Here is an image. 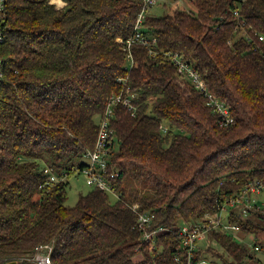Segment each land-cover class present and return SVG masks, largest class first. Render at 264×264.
Instances as JSON below:
<instances>
[{"label": "trees", "instance_id": "trees-1", "mask_svg": "<svg viewBox=\"0 0 264 264\" xmlns=\"http://www.w3.org/2000/svg\"><path fill=\"white\" fill-rule=\"evenodd\" d=\"M63 1L7 0L0 264H28L45 245L52 264H177L183 222L216 213L250 182L264 187V0H193L194 12L146 13L141 32L157 37L156 53L135 43L132 65L126 41L142 0ZM168 52L190 58L232 124L222 125ZM127 90L136 110L119 104L111 121L120 197L92 188L68 205L69 179L86 166L110 98ZM45 168L67 179L46 184ZM134 205L152 217L148 231L167 229L154 243L142 240ZM231 214L262 250L264 207ZM208 241L217 264H264L231 235L212 231Z\"/></svg>", "mask_w": 264, "mask_h": 264}, {"label": "built area", "instance_id": "built-area-1", "mask_svg": "<svg viewBox=\"0 0 264 264\" xmlns=\"http://www.w3.org/2000/svg\"><path fill=\"white\" fill-rule=\"evenodd\" d=\"M159 0H142V8L136 20L134 34L127 41V49L129 51L128 59L130 65L134 63L131 46L138 43L149 50L150 55H154L156 52L154 47L157 45V37L146 36L141 32L142 23L146 16L147 11L155 6ZM193 1V0H191ZM58 6L57 2H53ZM192 12V11H189ZM238 14V11L235 12ZM7 0H0V44H3L7 40ZM264 41V36L259 37ZM176 66L177 74L187 79L196 89L205 95L208 106H210L215 113L219 114L220 122L222 125L228 126L234 122L230 108L224 104L215 94L210 93L206 83L194 69L192 61L189 57H186L183 53L168 52L167 53ZM4 80V65L0 59V84ZM119 82H123L119 79ZM136 94H119L110 98L106 110L99 122V131L97 139L93 149L88 150L86 153V166L82 170V173L86 175L87 184L93 188H98L120 197V193L117 192L113 181L119 177V171L115 170L112 166L111 158H113L114 151H116L117 138L111 128V121L113 119L115 108L122 104L128 107L130 110L135 111L136 107L133 104V100L136 98ZM44 172L47 176L45 179L46 184L57 183L65 181L66 176L60 177L54 171L49 168H45ZM263 186L258 182H250L241 192L240 195L231 197L227 200L226 204L218 207V211L213 214H207L203 219L199 221L183 222L179 229L176 231L180 237V250L181 255L175 256L177 264H217L214 259H210L207 248L212 244L208 241V235L212 231L225 233L233 236L238 242L244 243V237L241 235V227L237 222L231 221L230 216L232 212L245 218L249 215V211L254 208H260L257 201L253 196L260 193L263 190ZM139 206L134 205V212L138 213ZM232 210V211H231ZM152 217L146 213H138L139 229L142 234V240L145 242L154 243L157 236L167 230L163 227H159L153 231H148ZM240 235V236H238ZM255 240L254 235L252 236ZM254 250L260 251L261 246L256 244V240L253 245ZM52 247L45 245L37 248V252L30 259L35 264H52L51 259Z\"/></svg>", "mask_w": 264, "mask_h": 264}, {"label": "rangeland", "instance_id": "rangeland-1", "mask_svg": "<svg viewBox=\"0 0 264 264\" xmlns=\"http://www.w3.org/2000/svg\"><path fill=\"white\" fill-rule=\"evenodd\" d=\"M58 4H62V2L60 0H57ZM180 7V8H184L187 11H196L195 6L193 4V1L191 0H159L158 3L153 6L152 8H150L147 12L148 15L151 16H163L165 13L170 12L173 8L176 7ZM130 186H134L136 188L139 189H144V185L140 182H133L130 181ZM127 183H124V186ZM93 187H91L90 185L87 184V178L86 175L81 173H77L76 175L72 176L69 179V186L67 189L68 192V200H67V204L68 205H75L80 197L81 194H86L88 193L90 190H92ZM112 196H110V200L116 201V196L113 194H110ZM253 198L257 201L258 206L260 208L264 207V190H262L260 193H257L253 196ZM240 236V235H238ZM253 234L251 233H247V235L243 236L244 237V245H246L247 247H249L251 249V251L255 254H257V256L259 258L264 259V248L260 251H255L253 248L254 242L255 240L253 239ZM215 247L216 244H214ZM140 258L139 254L135 256V259L138 260ZM28 264H35L33 261L29 260Z\"/></svg>", "mask_w": 264, "mask_h": 264}, {"label": "crops", "instance_id": "crops-1", "mask_svg": "<svg viewBox=\"0 0 264 264\" xmlns=\"http://www.w3.org/2000/svg\"><path fill=\"white\" fill-rule=\"evenodd\" d=\"M62 2V4H58V7H62L65 5V2L63 0H60Z\"/></svg>", "mask_w": 264, "mask_h": 264}, {"label": "water", "instance_id": "water-1", "mask_svg": "<svg viewBox=\"0 0 264 264\" xmlns=\"http://www.w3.org/2000/svg\"><path fill=\"white\" fill-rule=\"evenodd\" d=\"M9 264H17V262H11V263H9Z\"/></svg>", "mask_w": 264, "mask_h": 264}]
</instances>
